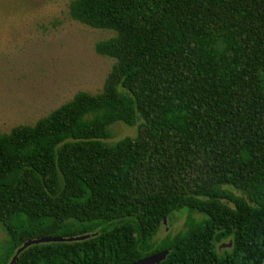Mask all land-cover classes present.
<instances>
[{
  "label": "trees",
  "instance_id": "obj_1",
  "mask_svg": "<svg viewBox=\"0 0 264 264\" xmlns=\"http://www.w3.org/2000/svg\"><path fill=\"white\" fill-rule=\"evenodd\" d=\"M102 89L0 131V264L264 261V0H71ZM135 137L107 142L116 122ZM185 228L156 241L176 212ZM197 213L200 216L192 215ZM232 241L221 250L222 243Z\"/></svg>",
  "mask_w": 264,
  "mask_h": 264
},
{
  "label": "rangeland",
  "instance_id": "obj_2",
  "mask_svg": "<svg viewBox=\"0 0 264 264\" xmlns=\"http://www.w3.org/2000/svg\"><path fill=\"white\" fill-rule=\"evenodd\" d=\"M70 2L0 0V131L34 124L80 90L102 89L113 59L97 54L95 44L113 33L73 20ZM140 122L112 124L107 142L135 137ZM185 210L167 219L156 241L185 228ZM6 238L0 224V247Z\"/></svg>",
  "mask_w": 264,
  "mask_h": 264
},
{
  "label": "water",
  "instance_id": "obj_3",
  "mask_svg": "<svg viewBox=\"0 0 264 264\" xmlns=\"http://www.w3.org/2000/svg\"><path fill=\"white\" fill-rule=\"evenodd\" d=\"M166 221H167V218L164 219V223H166ZM93 235L94 234L90 233V234L73 236V237L50 236V237H43V238L28 240L24 242L23 245L19 249H17L15 255L12 257V260L10 261L9 264H15V262L18 259L19 254L33 244L62 242V241H80V240L90 238ZM231 246H232V241H229L228 243H222L219 247L226 248V247H231ZM168 253H169L168 250L159 251L154 254L145 256L141 259H138L137 261H134L130 264H156L164 260L167 257ZM262 264H264V261Z\"/></svg>",
  "mask_w": 264,
  "mask_h": 264
}]
</instances>
